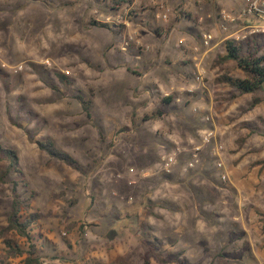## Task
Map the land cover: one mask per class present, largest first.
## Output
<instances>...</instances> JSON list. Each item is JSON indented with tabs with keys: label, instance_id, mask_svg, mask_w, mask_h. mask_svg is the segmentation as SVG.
Returning <instances> with one entry per match:
<instances>
[{
	"label": "rangeland",
	"instance_id": "1",
	"mask_svg": "<svg viewBox=\"0 0 264 264\" xmlns=\"http://www.w3.org/2000/svg\"><path fill=\"white\" fill-rule=\"evenodd\" d=\"M111 1L0 0V145L18 158L17 171L3 178L11 163L0 152V264H180L179 254L183 264H264V93L254 106V95L216 83L224 74L242 77L235 63H219L240 26L225 32L218 17L239 15L248 0H138L120 11ZM206 32L216 41L204 55ZM250 39L264 54V33L239 42ZM169 42L181 45L184 60ZM133 54L156 65L126 63ZM137 67L148 71L146 85L158 86L165 69L185 73L178 77L187 83L134 108L124 75L138 76ZM209 130L224 147L225 169L206 146L187 170ZM38 141H52L80 169L52 159ZM178 147L186 151L165 174L162 158ZM17 195L32 197L40 216L31 240L5 233ZM8 239L24 254L11 255Z\"/></svg>",
	"mask_w": 264,
	"mask_h": 264
},
{
	"label": "trees",
	"instance_id": "2",
	"mask_svg": "<svg viewBox=\"0 0 264 264\" xmlns=\"http://www.w3.org/2000/svg\"><path fill=\"white\" fill-rule=\"evenodd\" d=\"M111 3V10L120 11L124 8H129L132 5V0H112ZM147 10H151L153 12L156 10V8L148 7ZM130 16H132V14ZM189 18L193 20L191 16H189ZM131 21H133L132 17ZM101 26L108 27L107 24H101ZM246 44L247 46H245L244 42H236L234 40H229L226 42V54L222 56V58L219 60V63L221 65L231 62L235 63L237 70L242 73V77L224 74L217 78L216 83L235 89L241 96L254 95L255 98L253 105L258 106L262 103V99L257 96L261 93H264V54H261L263 49L256 42V40L250 39L246 42ZM60 78L62 81L66 80L65 76L60 75ZM80 100L82 101L84 109L89 111L87 102L83 101L81 98ZM173 100V97H168L164 99V103L169 104ZM162 115V113H158V117H161ZM37 144L39 148L46 152L52 159L59 160L75 170L80 169L79 162L71 155L58 150L52 141H38ZM0 152L6 154L11 163L8 171L3 173V178H5L8 177V175L13 170L17 171L18 158L14 152L3 149L1 145ZM24 209L29 211L25 216L24 214H21ZM31 210L32 197L30 199H24L17 195L12 206V212L9 218V227L5 230V233H8L9 231H15L23 238L31 240L30 229L40 219L39 214L32 213ZM3 237H6V235L3 234ZM6 244H8L10 253L14 257L24 254V251L15 246L12 240H6ZM180 256L182 255H177V261L180 264H183L184 262L180 260Z\"/></svg>",
	"mask_w": 264,
	"mask_h": 264
},
{
	"label": "built area",
	"instance_id": "3",
	"mask_svg": "<svg viewBox=\"0 0 264 264\" xmlns=\"http://www.w3.org/2000/svg\"><path fill=\"white\" fill-rule=\"evenodd\" d=\"M132 1H133V4H135L137 3L138 0H132ZM161 9H164L163 10L164 13L159 15V19L161 18L163 19V21L167 22L168 16H169L168 13L170 12V10L163 6L161 7ZM250 17H254L256 18V20H260V21L262 20L264 22V0H248V6L241 12L240 16L232 15L225 10L222 11L219 15V23H220L222 30L227 32L229 31L231 26L237 25L240 18H250ZM126 24L129 25L128 22ZM260 31L264 33V26L262 28H259L253 24L248 25L243 30L236 33L237 38H235L234 41L239 42L240 40L246 39L248 35L249 36L254 35ZM134 40H135L134 37L131 36L129 40L126 42V45L122 47L123 51H125L129 47V44L133 43ZM215 40L216 38L213 33L206 32V33L201 34L202 47L206 48L207 50L209 48L211 49L212 44L215 42ZM148 49L149 47H146V50ZM196 51H198V49H196ZM13 69L16 72H18L22 68L14 67ZM202 73L203 72H200L197 76L198 82H203L204 76ZM193 111L198 112L196 108ZM206 120L209 121V120H212V118L210 116H207ZM206 146H213L214 149H213L212 155L213 157L217 158L216 160L217 168L220 170L225 169V164L222 159V153H223L224 147L219 144L216 133L213 130H209V131H206L202 135L201 144L193 147L191 158L186 166L187 170H193L194 168H196V166L200 162V155L203 151V148ZM185 151L186 150H183L182 148L178 147L173 153L164 156L162 158V165H163L162 171L165 174H170L173 168L178 164L179 157ZM221 179L222 181L226 182L228 180V175L223 173L221 176Z\"/></svg>",
	"mask_w": 264,
	"mask_h": 264
},
{
	"label": "crops",
	"instance_id": "4",
	"mask_svg": "<svg viewBox=\"0 0 264 264\" xmlns=\"http://www.w3.org/2000/svg\"><path fill=\"white\" fill-rule=\"evenodd\" d=\"M149 1V0H148ZM165 1V0H164ZM153 1H151L150 2V5H151V3H152ZM166 2V1H165ZM149 3V2H148ZM147 3V0H146V4H148ZM163 3V2H162ZM165 7V4H162L161 5V7ZM151 7H154V6H152L151 5ZM157 6H155V8H156ZM161 7H160V9H161ZM225 11H229V10H225ZM229 13L230 14H232V15H235V16H240L241 15V12H240V14L239 15H236L234 12H230L229 11ZM184 19H180L179 18V23L180 22H182ZM190 20V19H189ZM250 21L251 20H249V18H240V20H239V22L237 23V25H236V27H239L240 26V28L236 31L237 33L239 32V31H241V30H243L245 27H247L248 25H250ZM145 24H146V22H144ZM218 23H219V21H218ZM147 25V24H146ZM182 25V24H181ZM219 26H220V24H219ZM242 26V27H241ZM221 27V26H220ZM215 36V35H214ZM229 37H231V36H229ZM229 37H227V38H225L226 40L227 39H229ZM215 38H216V36H215ZM216 41V40H215ZM171 42V41H170ZM169 42V43H170ZM175 43V44H174ZM172 44H174L173 46H171ZM218 45H220V43L219 42H216V46H218ZM168 49H171V54L173 53V55H174V53H175V50L179 47L180 49H181V52H182V54H183V56H184V52H185V50H183L182 48H181V45L179 44V43H177V42H172V43H170V44H168ZM215 46V47H216ZM114 50H117L116 48L114 49ZM212 51H211V49L210 50H207L206 52H205V55H207L208 53H211ZM135 54H133V55H129L130 56V58L128 59V61L126 62V63H129L130 64V62H132L133 64L135 63L136 64V66H140V64H141V68H144L145 67V65H146V67H145V69L147 70V69H149L150 67H153V66H155L156 64V60L157 59H153V57H150L149 58V63L145 60V61H143V56H141V55H138V56H134ZM174 57H175V55H174ZM186 57L184 56L183 57V60L185 59ZM185 64H186V62L185 61H183V66L185 67ZM122 65H124V63H122ZM119 66V64H114V71L113 72H115V69L117 68ZM170 66V65H169ZM140 68V69H141ZM138 67H137V71L139 72H137V71H135V72H137L138 73V76H136L135 74L133 75V74H131L130 73V71L129 70H126V73L127 74H125L124 76H125V78H127V88H128V92H129V94L131 93V106L132 107H134V108H138V109H144L147 105L146 104H148L147 102H148V99L150 98H152V95H154L155 94V92H163L164 90H166V91H170V90H176V91H180L181 89H183L184 87H183V85L182 84H184V83H187V82H185V81H183V79H180L178 76H181V75H184L185 76V73H181V75H180V73H174V72H171V70L170 69H165L166 70V73L165 74H163V75H161V76H159V77H157L156 79H155V83L156 84H158V86L157 85H155V86H153V85H151L150 83H147V85L145 84V79L147 78V75L149 74L148 73V71H145V72H141V70H140ZM170 70V71H169ZM150 74H152V73H150ZM178 77V78H177ZM182 78V77H181ZM168 79V80H167ZM184 79H186V78H184ZM138 81V82H137ZM141 81V82H140ZM148 82V81H147ZM162 84V85H161ZM156 87H158V88H156ZM136 102H139V105H137V104H135ZM143 102V103H142ZM137 105V106H136ZM149 105V104H148Z\"/></svg>",
	"mask_w": 264,
	"mask_h": 264
}]
</instances>
